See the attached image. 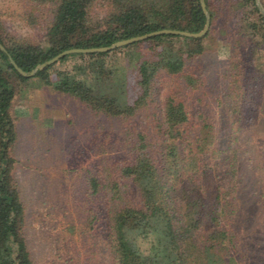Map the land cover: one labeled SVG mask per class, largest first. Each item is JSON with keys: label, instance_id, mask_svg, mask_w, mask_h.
<instances>
[{"label": "trees", "instance_id": "obj_1", "mask_svg": "<svg viewBox=\"0 0 264 264\" xmlns=\"http://www.w3.org/2000/svg\"><path fill=\"white\" fill-rule=\"evenodd\" d=\"M29 1L33 9H50L44 43L8 37L0 24V42L6 48H0V264H33L25 229L26 207L14 173L18 130L11 109L19 82L53 86L96 115L129 117L158 104L157 137L139 133L129 157L113 164L108 174L113 179L107 183L96 176L87 179L94 193L107 186L108 200L113 202L109 237L114 264H238L232 252L239 209L241 174L239 148L235 147L239 137L237 132L224 134L210 113L202 109L194 113L186 96L197 92L204 102L209 69L201 65L195 71L192 62L202 58L205 40L217 32L219 46L229 45L227 61L236 78L222 103L226 114L239 129L259 123L254 113L261 108L257 93L264 88V62L253 65L251 60L264 45V13L256 1L205 0L211 22L202 37L163 33L108 51L70 53L58 60L108 56L147 44L151 52L148 57L140 53L133 99L126 85L116 86L109 79L113 68L100 72L95 83L65 71L54 86L53 64L25 76L9 55L23 70L31 71L70 48L109 46L159 29L198 32L206 24L200 0H108V13L100 19L92 18L91 8L103 0ZM36 18L31 12L29 20ZM163 76L165 83L160 80ZM252 82L256 95L249 96ZM261 200L264 205V192Z\"/></svg>", "mask_w": 264, "mask_h": 264}, {"label": "rangeland", "instance_id": "obj_2", "mask_svg": "<svg viewBox=\"0 0 264 264\" xmlns=\"http://www.w3.org/2000/svg\"><path fill=\"white\" fill-rule=\"evenodd\" d=\"M108 2H96L91 8L92 18H103L109 10ZM32 6L29 0H0V24L4 35L44 43L51 12L47 6L38 9ZM31 12L37 16L35 22L29 20ZM218 35L216 32L205 40L204 55L192 62L195 71L201 65L209 69L204 102L197 92L189 93L186 98L194 113L202 109L214 116V121L220 124L218 129L222 128L224 134L233 132L234 136L237 132L239 140L235 147L239 148L241 176L237 195L239 209L235 217L236 247L232 257L238 264H264V205L261 200L264 192V88L257 93L261 108L254 113L259 123L240 129L233 127L222 103L231 94L236 78L227 61L229 45L224 42L219 46L221 36ZM150 52L151 48L143 44L108 56H70L65 61L53 63L51 78L55 86L62 73L71 71L95 83L100 72L113 68L109 79L116 86L126 85L133 99L137 92L140 53L148 57ZM251 61L253 65L264 62V45ZM160 80L165 83L167 78L163 76ZM18 85L11 109L18 130L13 150L14 173L26 207L25 229L33 264H114L109 237V208L113 202L108 200L107 186L102 185V190L94 193L87 179L96 176L101 183H107L113 179L108 175L113 164L129 157L139 133L157 137L159 119L155 110L158 104L129 117L96 115L79 100L60 93L53 86L27 82ZM252 88L249 96L256 95L253 82ZM129 187L134 196V185L131 183Z\"/></svg>", "mask_w": 264, "mask_h": 264}, {"label": "water", "instance_id": "obj_3", "mask_svg": "<svg viewBox=\"0 0 264 264\" xmlns=\"http://www.w3.org/2000/svg\"><path fill=\"white\" fill-rule=\"evenodd\" d=\"M255 1H256L257 5L260 7L261 11L264 13V7L261 3V0H255ZM200 3L202 6V9L206 15V24H205L204 28L198 32H190V31L177 30V29H159V30H155V31H152V32H149L146 34L130 37L127 39L118 40L109 46L89 47V48H70V49L63 50L62 52H60L56 56L52 57L51 59L46 60L45 62L38 64L31 71L23 70L10 55H9V58H10L11 63L19 71V73H21L22 75H25V76H33L37 72L38 69H43L47 65H51V64L55 63L56 61L60 60L63 56L70 54V53H90V52L108 51V50H111V49H114L117 47L128 45V44H131V43H134L137 41H141V40L150 38V37L158 35V34H163V33H165V34H179V35L188 36V37H202L208 32V29L210 27V22H211V15H210L209 11L207 10L205 0H200ZM0 48L2 50L6 51L5 46L1 42H0Z\"/></svg>", "mask_w": 264, "mask_h": 264}]
</instances>
